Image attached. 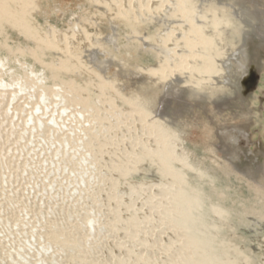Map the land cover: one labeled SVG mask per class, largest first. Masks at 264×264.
Wrapping results in <instances>:
<instances>
[{
    "label": "rangeland",
    "instance_id": "1",
    "mask_svg": "<svg viewBox=\"0 0 264 264\" xmlns=\"http://www.w3.org/2000/svg\"><path fill=\"white\" fill-rule=\"evenodd\" d=\"M98 1L0 0V264H264V0H212L178 82ZM109 15L98 53L58 46Z\"/></svg>",
    "mask_w": 264,
    "mask_h": 264
},
{
    "label": "bare ground",
    "instance_id": "2",
    "mask_svg": "<svg viewBox=\"0 0 264 264\" xmlns=\"http://www.w3.org/2000/svg\"><path fill=\"white\" fill-rule=\"evenodd\" d=\"M194 1H197L196 6L191 5L192 0H114V2H112V11H114L116 15L125 16L132 25L136 24L138 26L144 24V27L152 26L155 28L154 34L157 36L155 42L150 43L148 38H144L142 40V46L139 48L143 50L147 49L155 55L158 63H160L162 67H146L147 70H167L170 78L178 82L183 80V77H181L182 74L179 73L180 70L178 69H183L186 62L198 63L203 60L204 56L207 57L205 49H210L215 41L211 37L207 39L206 36L203 35L205 31H208V25L203 27L199 26V21L207 19L206 15L212 11L211 4L213 5L214 2L212 0ZM244 1L245 0L229 1V5L235 9L236 15L240 19H243L245 12L250 11L248 8L244 7ZM98 2L105 3L104 0H99ZM250 14L253 15L252 13ZM139 19L147 22L138 24L137 21ZM255 20L258 19L256 18ZM208 24L214 29V32L217 31L219 24L216 25L214 22ZM108 25L110 32L113 34L101 33L99 30H96L94 33H87L80 29L77 24H74L69 34L60 35L62 37L59 38L61 40L60 45H57L62 49L77 48L75 50H80V52L84 50L87 55L93 51L98 53L100 49H103V44H107L109 38L115 35L117 20H115L114 15H109ZM251 25L253 26V24ZM74 29L77 30V33L73 31ZM73 32L78 34V36H72ZM260 35L264 40V31H261ZM246 41L253 42L254 40L251 35H249ZM66 43L71 45L70 48H65ZM241 61V64L244 65L246 58L243 57ZM240 66L238 72H240L243 67ZM224 67L229 72L225 77V88L228 90V93L222 100L223 105L221 108L231 107L235 102L241 99V93L234 82L238 72L236 74H231L233 72L230 70L232 65L229 64L228 66L225 62Z\"/></svg>",
    "mask_w": 264,
    "mask_h": 264
}]
</instances>
